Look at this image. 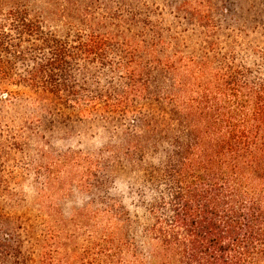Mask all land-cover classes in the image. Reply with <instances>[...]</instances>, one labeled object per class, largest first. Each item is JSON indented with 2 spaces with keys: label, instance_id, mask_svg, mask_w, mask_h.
<instances>
[{
  "label": "trees",
  "instance_id": "trees-1",
  "mask_svg": "<svg viewBox=\"0 0 264 264\" xmlns=\"http://www.w3.org/2000/svg\"><path fill=\"white\" fill-rule=\"evenodd\" d=\"M36 1L0 0V52L32 64L17 82L64 108L137 122L124 148L102 149L119 161L123 181L99 180L110 177L98 165L83 174L95 183L79 181L85 195L110 188L130 203L109 197L68 217L40 196L34 263L264 264V53L256 69L230 52L188 57L157 24L126 31L138 26L135 17L111 11L98 19L89 8L76 9L81 24H65L60 35L33 10ZM193 16L210 20L201 10ZM91 67L117 83L100 87L92 77L89 85L80 74ZM6 242V256L14 251L24 263L20 245Z\"/></svg>",
  "mask_w": 264,
  "mask_h": 264
},
{
  "label": "rangeland",
  "instance_id": "rangeland-1",
  "mask_svg": "<svg viewBox=\"0 0 264 264\" xmlns=\"http://www.w3.org/2000/svg\"><path fill=\"white\" fill-rule=\"evenodd\" d=\"M78 8H89L98 19L111 11L125 21L135 17L138 26L126 24V31H138L144 23L157 24L161 36L176 44V52L181 55L230 52L235 61L261 68L256 53H264V0H39L33 6L35 12L45 14L49 30L60 35L69 24L72 28L81 24ZM196 10L210 20L199 22L193 16ZM0 24H4L2 15ZM6 34L7 39L16 41L12 30L7 29ZM0 58L7 62L0 73L8 74L0 76V264L22 263V257L15 256L14 251L6 256L1 248L6 241L9 250H17L20 245L26 258L22 264H35V240L30 228L39 211L40 196L53 202L55 214L68 217L90 202L101 207L109 197L124 205L130 203L120 189L105 188L107 192L85 195L79 181L95 183L97 179L91 174H83L97 165L107 168L110 177L100 176L99 180L110 183L116 175L117 182L123 181L119 161L113 163L102 149L124 148L125 131L137 121L91 109L70 110L52 98H41L17 82L32 65L29 61L15 60L4 52H0ZM80 75L89 79V85L96 77L100 87L111 79L113 83L118 80L101 67L82 69Z\"/></svg>",
  "mask_w": 264,
  "mask_h": 264
}]
</instances>
